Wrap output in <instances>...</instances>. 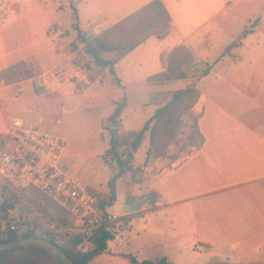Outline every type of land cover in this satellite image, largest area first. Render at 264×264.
<instances>
[{
    "label": "rangeland",
    "instance_id": "1",
    "mask_svg": "<svg viewBox=\"0 0 264 264\" xmlns=\"http://www.w3.org/2000/svg\"><path fill=\"white\" fill-rule=\"evenodd\" d=\"M143 1L14 0L13 22L0 30V78L5 86L1 92L5 103L0 111V133L7 130L10 117L18 116L27 125L62 135L67 142L64 164L83 187L98 194L108 193V182L117 171L116 162L107 154L111 131L116 129L120 143L128 145V132L140 130L154 110L150 95L169 91L162 85H149L147 78L162 71L163 51L170 41L152 37L129 53L116 64L117 81L85 54L70 2L77 9L81 31L93 37L138 10ZM49 35L55 42L65 43L66 48L70 43V57L59 66L47 55H33ZM248 39L254 36L249 33ZM105 57L112 59L114 53ZM169 57L190 77L171 83L170 89L197 84L204 62L183 48ZM24 58L27 61L22 62ZM117 105L126 108L120 117H113ZM191 111L182 116L168 154L154 159L146 135L131 170L122 178L123 184L119 183L117 202L110 208L113 214L126 215L127 225L116 227L117 235L109 250L90 264H130L121 254H131L138 261L165 255L174 264H264V195L240 196L221 190L222 182L175 180L187 174L183 170L161 186L162 192L170 189V194L164 193L157 206H145L148 201L143 196L152 197V191L133 183L135 173L142 172L149 160L156 169L169 167L174 161L170 156L178 159L186 146L195 145L197 118ZM145 170L150 171L149 167ZM152 180L144 182L149 190L154 187ZM28 191L34 200L43 203L52 219L68 226L80 225L66 206L46 192L34 186ZM257 209L262 214L255 213ZM6 220L0 212V229ZM71 235L83 238L79 230ZM6 239L0 230V240ZM66 239L57 243L67 248Z\"/></svg>",
    "mask_w": 264,
    "mask_h": 264
},
{
    "label": "crops",
    "instance_id": "2",
    "mask_svg": "<svg viewBox=\"0 0 264 264\" xmlns=\"http://www.w3.org/2000/svg\"><path fill=\"white\" fill-rule=\"evenodd\" d=\"M151 1L144 0L142 6ZM161 1L172 18L171 31L163 39L170 43L163 51L162 71L167 68L165 60L179 48L191 53L196 60L212 64V68L196 84L201 98L190 112L197 118L195 145L186 146L169 167L156 169V164L149 160L142 166V172L135 173L132 178L136 185L158 194L153 204L143 196L148 201L145 206H157L164 193L170 194L169 188L162 192L161 186L183 170L187 174L175 180L222 182L221 190L240 193V196L264 195L261 188L264 185V0ZM13 12L12 8L10 24ZM258 18L259 22L253 27ZM249 33L254 36L253 40L249 41ZM42 42L34 56L47 55L56 66L70 57V43L66 48L65 43L55 42L52 35ZM7 55L10 54L7 52ZM171 83L162 86L175 90L169 88ZM155 110L154 106L147 120ZM63 159L61 166L70 171ZM148 167L149 172L145 170ZM147 178L153 179V190L145 187ZM255 213L262 214L259 209ZM83 241V238L74 239L70 235L65 243L67 248L74 249L84 244ZM164 257L174 264L168 256Z\"/></svg>",
    "mask_w": 264,
    "mask_h": 264
},
{
    "label": "trees",
    "instance_id": "3",
    "mask_svg": "<svg viewBox=\"0 0 264 264\" xmlns=\"http://www.w3.org/2000/svg\"><path fill=\"white\" fill-rule=\"evenodd\" d=\"M70 6L75 17L74 27L78 32V39L84 45V52L90 60L101 69H107L110 75L117 81L116 64L134 51L148 39L154 37L159 40L165 39L172 28V18L161 0H152L142 6L127 17L101 31L93 37H87L77 24V9L70 2ZM260 18L252 24L257 25ZM248 31L246 30V33ZM107 53H114V58L105 57ZM204 69L197 76L196 81L207 76L211 71L212 64L202 63ZM188 74L178 65L174 58H168L167 68L147 78V83L152 86L165 85L171 82H183L188 80ZM201 91L197 88L195 82L190 86L169 90L158 95H150V102L156 107L152 117L147 120L140 130H131L128 132V145L120 143V136L116 129L110 133V140L107 144V154H110L116 162L117 171L114 172L108 182V193L98 194L94 190L87 188L93 195L99 198L101 207H113L117 202L118 182L131 170L134 155L142 147L146 135L149 138L148 151L154 159L160 155L168 154L170 146L177 137V131L181 125V118L184 114L191 111L200 101ZM126 106L117 105L112 116L120 117ZM197 125V123H196ZM172 160L177 156H170ZM152 197L146 196V199L154 203L157 198L156 192ZM7 206L1 204L0 212L3 219L8 218ZM116 227L111 225L100 229L98 234L88 242H85L78 248L69 249L57 243V241L48 234H40L32 231L23 236L35 235L58 245L75 264H90L96 257L106 253L109 243L114 241L117 235ZM20 236L11 234L7 240H13ZM85 251L82 252L81 249ZM128 259L130 264H170L166 257L156 260L138 261L131 254H121ZM0 264H57L49 255L42 250L23 246L14 250L0 254Z\"/></svg>",
    "mask_w": 264,
    "mask_h": 264
},
{
    "label": "built area",
    "instance_id": "4",
    "mask_svg": "<svg viewBox=\"0 0 264 264\" xmlns=\"http://www.w3.org/2000/svg\"><path fill=\"white\" fill-rule=\"evenodd\" d=\"M13 3L14 0H0V30L10 24ZM3 85L0 78V91ZM66 145L62 135L27 125L21 117H10L7 130L0 133V202L8 208V220L0 230L6 238L36 231L48 233L59 243L79 230L83 240L88 242L102 228L127 225L126 216L113 214L110 208L104 210L99 198L61 166ZM30 186L66 206L80 225L68 226L49 217L42 203L32 198L28 191Z\"/></svg>",
    "mask_w": 264,
    "mask_h": 264
},
{
    "label": "water",
    "instance_id": "5",
    "mask_svg": "<svg viewBox=\"0 0 264 264\" xmlns=\"http://www.w3.org/2000/svg\"><path fill=\"white\" fill-rule=\"evenodd\" d=\"M119 122H116L117 126ZM32 246L38 248L49 255L57 264H75L71 258L56 244L43 237L29 235L20 236L13 240L0 242V254L14 250L18 247Z\"/></svg>",
    "mask_w": 264,
    "mask_h": 264
}]
</instances>
